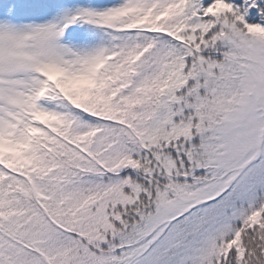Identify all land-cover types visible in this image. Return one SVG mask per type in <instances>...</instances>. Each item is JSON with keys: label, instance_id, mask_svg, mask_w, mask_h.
I'll return each mask as SVG.
<instances>
[{"label": "snow or ice", "instance_id": "6c2138e0", "mask_svg": "<svg viewBox=\"0 0 264 264\" xmlns=\"http://www.w3.org/2000/svg\"><path fill=\"white\" fill-rule=\"evenodd\" d=\"M0 264H264V0H0Z\"/></svg>", "mask_w": 264, "mask_h": 264}]
</instances>
